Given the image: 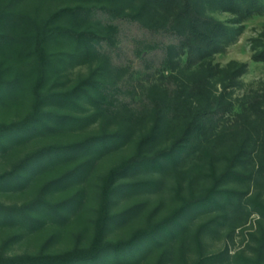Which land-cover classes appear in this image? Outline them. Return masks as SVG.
Wrapping results in <instances>:
<instances>
[{
    "label": "trees",
    "instance_id": "1",
    "mask_svg": "<svg viewBox=\"0 0 264 264\" xmlns=\"http://www.w3.org/2000/svg\"><path fill=\"white\" fill-rule=\"evenodd\" d=\"M206 11L232 15L231 25L213 19ZM253 17L264 18V0H0V55H5L0 62V102L21 92H27L31 100L25 116L0 124L1 152L58 130L86 128L99 117L124 116L133 122L141 115L149 116L152 122L146 135L136 142L134 153L101 178L94 232L87 247L61 254H0V264H130L151 247H160L163 240L183 231L184 221L193 214L227 212L231 208V213L263 216L261 202L252 199L242 206V194L225 187L229 182L245 184L253 179L252 174L241 169L253 162L250 154L254 150L248 144L254 136L261 141L264 152L263 100L254 99L238 115L245 126L234 128L233 149L219 153L223 163L220 171L213 154L217 141L224 143V137L216 139L214 135L215 122L232 110L227 101L228 89L247 69L245 64L236 62L222 68L213 64L214 58L237 41L243 24ZM251 49L252 60L264 63V35L252 41ZM182 58L186 59V68L196 69L197 73L187 82L172 75L166 77L139 103L134 102L129 84L132 63L138 60V67L152 78L164 68H179ZM93 61L97 68L72 88H46L69 67ZM217 85L221 87L218 94ZM85 105L91 106L93 113L87 114ZM177 120L180 123L170 144L155 148L162 137L171 134L172 122ZM128 142L129 136L123 130L111 134L102 131L27 154L10 171L0 173V191L24 187L32 175L47 167L59 163L75 165L45 183L29 204L20 208L0 205V225L30 227L45 218L62 219L65 211L73 210L79 203L80 193L61 203L51 202L48 195L81 180L97 159ZM196 153L201 163L208 166L206 173L201 165L189 171L210 181L202 193H191L186 198L176 190L179 204L169 214L148 222L126 239L106 240L111 224L126 215L112 214L114 199L125 193L154 191L160 186L153 178L127 183L121 180L165 173ZM257 174L264 176V159H259ZM209 226L204 223L194 234L198 258L192 264L220 258L203 253L201 235ZM260 248L255 259L238 256L236 263L262 264L264 246ZM179 261L189 264L182 252Z\"/></svg>",
    "mask_w": 264,
    "mask_h": 264
},
{
    "label": "rangeland",
    "instance_id": "2",
    "mask_svg": "<svg viewBox=\"0 0 264 264\" xmlns=\"http://www.w3.org/2000/svg\"><path fill=\"white\" fill-rule=\"evenodd\" d=\"M213 19L231 25L233 16L226 13L206 11ZM264 35V18L253 17L243 24V32L237 41L231 45L224 54L214 58V65L222 68L230 62L245 64L246 72L237 80L236 84L228 89L227 101L232 104V110L226 114L223 120L215 122L214 135L216 139L223 138V144L217 141L213 148L214 160L217 169L222 168V161L218 158L220 152L233 149L235 140L231 137L236 125L244 127L243 120L238 117L244 107L254 99L264 101V63L252 60V41ZM10 59L13 57L9 56ZM5 60V55H0V62ZM8 64L9 62H5ZM97 62L86 63L69 67L56 80L50 81L46 88L55 91H65L72 88L80 80L86 78L91 71L97 68ZM138 60L132 63L130 77L131 92L135 103H139L142 97L154 86H160L166 77L176 76L187 82L190 76L197 73L196 69L186 68V59L182 58L179 68L174 70L164 68L158 71L152 78H148L139 67ZM54 83L56 85L54 86ZM216 94L221 91L220 85L215 87ZM255 102V101H254ZM31 100L27 92H21L15 96L0 102V124L9 123L22 118L29 112ZM87 114L93 113L91 106L85 105ZM124 113L122 112L121 115ZM144 116V115H143ZM220 117V116H218ZM179 120L172 122V132L162 137L155 148L169 145L176 132ZM149 116H138L133 122L122 117H99L97 121L83 129L58 130L39 136L38 138L24 142L19 146L6 151H0V173L8 172L14 164L27 154L54 143H68L80 140L88 135L100 134L105 131L108 134L123 130L129 136V142L121 148L97 159L92 170L81 180L66 186L61 190H55L48 195L53 203H61L73 195L80 193L73 210L65 211L60 220L45 218L41 224L33 226H20L18 224L0 225V254L6 257H18L37 254H61L73 249L85 248L90 244L94 232V220L98 202V188L101 178L109 169L117 166L122 160L131 156L135 151L136 142L146 135L151 127ZM126 126V127H125ZM125 127V128H124ZM254 151L250 154L253 162L244 164L241 171L250 173L253 179L249 183L229 182L226 188L233 189L242 194V206L252 199H257L264 205V176H257L259 159H264L261 149V141L256 139L248 144ZM233 146V147H232ZM252 151V150H250ZM199 154L189 157L178 168L171 169L162 174H140L121 180L130 182L136 180L155 179L160 182L157 190L136 194H122L117 196L112 204V214L126 213L125 216L112 223L106 233V240L116 242L128 238L134 231L146 227L148 222H155L169 214L178 206L179 201L175 197V191L179 190L182 197H188L191 193H202L210 181L197 174L189 173L196 165L203 167V172H208V166L198 158ZM75 163H59L47 167L42 172L31 176L24 187L15 190L0 191V205L10 207H22L29 204L39 194L41 187L61 174L73 168ZM229 214V215H228ZM209 223L208 229H204L201 240L203 253L206 256L220 255L219 259L204 264H237L236 257L242 256L255 259L264 246V215L253 213L250 216L240 212L212 210L208 213H196L184 221V230L176 233L174 238L163 240L162 246L151 247L143 257L130 264H181L179 255L182 252L189 264L197 258V250L193 241L194 234L201 225ZM262 264H264V248L262 249Z\"/></svg>",
    "mask_w": 264,
    "mask_h": 264
}]
</instances>
